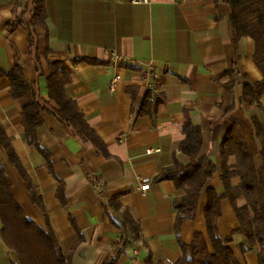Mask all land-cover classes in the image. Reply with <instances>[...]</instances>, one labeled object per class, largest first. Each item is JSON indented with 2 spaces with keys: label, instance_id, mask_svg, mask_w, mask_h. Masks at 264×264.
<instances>
[{
  "label": "crops",
  "instance_id": "obj_1",
  "mask_svg": "<svg viewBox=\"0 0 264 264\" xmlns=\"http://www.w3.org/2000/svg\"><path fill=\"white\" fill-rule=\"evenodd\" d=\"M26 1L0 0V71L20 65L41 98L55 106L47 89L49 62L63 61L71 75L66 94L106 150L75 135L54 114L42 112L38 138L49 153L46 157L25 140L22 103L13 97L10 79L0 75V123L69 263L103 264L121 236L124 209L139 224L141 237L128 244L119 264H176L183 256L182 245L191 244L198 232L211 246L204 209L209 189L224 192L222 142L235 122L259 167L261 144L252 118L264 123V95L260 106L242 99L244 84L263 77L253 60L255 43L250 37L235 43L225 0H46L47 25L37 27L32 50ZM13 22L16 26L9 30ZM115 56L135 63H119ZM145 70H151L150 75ZM232 72L237 81L229 85ZM115 74L121 79L112 90ZM149 85L159 87V101L153 111L139 113L147 91L154 101ZM187 117L202 129L199 157L208 156L216 170L201 192L195 218L177 228L174 200L184 192L173 180L156 177L176 160L188 162L179 150ZM0 156L15 200L30 220L47 230L45 213L25 179L4 152ZM236 161L229 156L231 170ZM145 180L150 188L142 191ZM239 183L238 175L232 177V186ZM113 199L120 210L111 207ZM244 203L243 198L237 200L238 206ZM239 226L231 201L223 199L219 234L230 237L227 246L239 264H259L257 249L240 251L246 238L235 232ZM11 261L20 264L0 233V264Z\"/></svg>",
  "mask_w": 264,
  "mask_h": 264
},
{
  "label": "trees",
  "instance_id": "obj_2",
  "mask_svg": "<svg viewBox=\"0 0 264 264\" xmlns=\"http://www.w3.org/2000/svg\"><path fill=\"white\" fill-rule=\"evenodd\" d=\"M46 0H27L25 10L31 14L27 25L29 47L34 49L38 42L37 27H46L47 11ZM230 11V23L235 43L242 37H250L255 43L253 60L262 73V79L256 83H246L243 87L242 99L247 105L261 104L264 95V0H225ZM16 23L9 24L12 30ZM79 62V61H77ZM50 73L47 76L49 100L41 98L26 79L23 69L16 64L9 72H1L10 79L11 93L22 103L25 140L35 145L46 157L47 150L41 147L38 138V129L43 125L42 112L54 114L67 129L85 141L92 142L100 151L105 152L104 144L95 131L88 125L83 112L77 103L66 94V85L71 80L70 70L63 61L49 62ZM236 73L228 82H236ZM151 91H147L139 113L153 111L159 101H150ZM135 107H133L134 109ZM255 134L260 141L259 156L261 165L255 166L251 152L233 122L222 142V177L224 192L218 193L214 189L208 190L205 218L207 233L211 246L203 233H196L193 242L182 245L183 256L176 264H239L233 250L227 246L230 237L223 238L217 228V221L221 215V201L229 199L233 205L240 226L236 233L245 236L246 243L240 245L242 253L257 249L259 264H264V123L256 116L252 118ZM183 131L185 138L179 150L188 158L183 164L175 161L173 165L164 168L156 177L157 180H173L178 189L184 194L174 200V207L178 212L177 228L184 220H192L196 216V209L204 187L212 179L216 170L214 162L208 157H199L202 147V129L187 117ZM0 151L7 155L9 163L16 167L30 190L31 197L45 213L47 230H42L30 220L21 206L15 200L12 183L7 175V168L0 156V233L4 243L10 251L16 253L20 264H70L64 255L60 241L52 230L47 211L43 202L36 196L31 180L7 135L0 123ZM236 157L235 170L228 164L229 156ZM235 175L240 177L237 186L231 185ZM59 197L62 198V188H59ZM243 198L245 203L238 206L237 200ZM111 207L121 209L120 203L113 199ZM119 222V221H118ZM119 226L121 236L113 245L111 254L103 264H119L120 257L127 252L128 241L131 237L140 239V226L128 210H123ZM11 264H16L11 261Z\"/></svg>",
  "mask_w": 264,
  "mask_h": 264
},
{
  "label": "built area",
  "instance_id": "obj_3",
  "mask_svg": "<svg viewBox=\"0 0 264 264\" xmlns=\"http://www.w3.org/2000/svg\"><path fill=\"white\" fill-rule=\"evenodd\" d=\"M133 3H148L149 0H131ZM115 59L117 62L125 64V63H135L134 60L129 59V58H125V57H121V56H115ZM145 74L150 75L151 70H145L144 71ZM121 77L119 74H115L111 81H110V87L112 90H115L117 83L120 81ZM149 87L154 91V102H156L157 100H159V93H160V89L159 87H154L152 85H149ZM150 152V150H149ZM150 188V182L148 180L143 181V183L141 184V190L142 191H147ZM133 243H135V239L133 237H131L128 241V244L132 245Z\"/></svg>",
  "mask_w": 264,
  "mask_h": 264
}]
</instances>
